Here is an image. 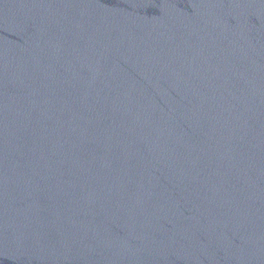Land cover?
Instances as JSON below:
<instances>
[{
  "label": "water",
  "instance_id": "95a60500",
  "mask_svg": "<svg viewBox=\"0 0 264 264\" xmlns=\"http://www.w3.org/2000/svg\"><path fill=\"white\" fill-rule=\"evenodd\" d=\"M0 264H264V0H0Z\"/></svg>",
  "mask_w": 264,
  "mask_h": 264
}]
</instances>
